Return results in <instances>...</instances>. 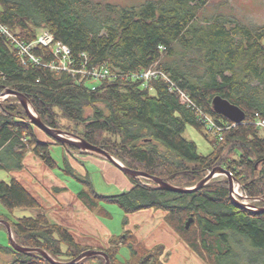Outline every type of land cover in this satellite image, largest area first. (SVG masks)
<instances>
[{
	"label": "trees",
	"instance_id": "1",
	"mask_svg": "<svg viewBox=\"0 0 264 264\" xmlns=\"http://www.w3.org/2000/svg\"><path fill=\"white\" fill-rule=\"evenodd\" d=\"M209 6L210 0H140L133 5L0 0V22L19 39L36 41L47 29L55 41L70 48L76 68L106 67L118 73L97 80L51 68L46 64L56 56L41 45L33 51L42 64L24 63L13 41L0 32V91L9 87L24 93L47 125L77 134L125 166L175 185L194 186L215 166H224L249 197L263 198L254 205L264 207V131L256 124L257 119L264 120V23L242 22L226 15L220 5L208 12ZM155 63L220 125H231L222 139L218 134L211 139L210 154L200 153L196 142L184 136L188 124L213 130L195 108L186 106L161 78L147 84L132 79V74ZM217 94L241 106L246 120L235 124L214 113L210 103ZM37 129L16 96L0 101V170L22 168L29 151L55 165L50 142L41 140ZM130 179L133 188L101 196L91 179L83 178L91 199L82 196L100 214H107L99 208L100 200L118 204L125 213L167 211V222L209 264H264V211L237 205L226 175L191 193L165 190L146 178ZM0 202L10 211L36 210L15 219L0 214L10 222L19 244L41 247L59 261H71L89 249L66 226L50 221L42 203L15 177L0 178ZM191 216L194 221L186 228ZM131 238L129 231L112 238L105 249L111 264H165L164 245L149 249L129 243ZM120 243L130 248V260L120 259ZM1 253L12 255L1 264H53L38 252L16 251L11 241L8 246L0 243ZM88 261L104 264L105 258L88 257L83 264Z\"/></svg>",
	"mask_w": 264,
	"mask_h": 264
},
{
	"label": "crops",
	"instance_id": "2",
	"mask_svg": "<svg viewBox=\"0 0 264 264\" xmlns=\"http://www.w3.org/2000/svg\"><path fill=\"white\" fill-rule=\"evenodd\" d=\"M37 134L41 140L50 142V146L52 144H58L54 141H51L50 139L43 137L38 132ZM61 145L64 149V155L71 154L70 152L68 153L69 148H67L63 144ZM80 156L99 160L98 156L94 155L81 154ZM53 159L55 161V165L52 167L33 151H29L26 153L23 161V163L25 162V168L20 171L17 170L18 174L15 178L18 179L31 191L32 194H34L38 198V200L42 203L45 211H47L48 217H50L51 221L66 226L79 243L85 245L86 247H89V249H106L110 247L112 245V238L121 234L112 233L111 229L106 228V226L103 224L102 228H104L106 232L108 231L107 233L105 232L107 236L104 238V234L102 232L98 237H90L88 233L84 232L95 231V224L98 222V219L94 214V211H96V209H92L88 201H86L82 196L83 194L88 199H91L89 195H86L88 190L90 192V189L88 188L87 184H85L83 188L75 192V190L70 187V180L64 179L60 173L53 170L54 167V169L56 170V167L58 166L56 159L54 157ZM65 160L67 163H69L70 168L73 171H77V173L79 174L78 177L80 179H92L88 168L85 166V164L80 163L82 159L73 157L72 160H69V158L65 156ZM72 161L74 162L75 167L70 164ZM101 162H104V166L108 169V175H106V173L105 175L110 180H115L116 182L121 181L124 184H129L131 182L132 186L129 187L128 190L133 188V181H130V176H126L127 174L122 169H120L114 163H111V161ZM80 166L83 167V171L79 170L78 167ZM59 192H62V194H60ZM42 194L46 195L44 196L45 198L42 196ZM93 200V202H95V198ZM83 208H85V211L83 210ZM85 214L93 218L94 225L92 227L90 226L88 220L82 218V216ZM166 215L167 211L165 210L148 209L138 212L137 216L142 219L140 220V224L136 225L134 229L127 228V231H129V233L133 236V238L130 239L129 243H132L134 245L140 244L149 249L155 247L158 244H162L165 247V254L162 256V258L164 257L163 260L165 261V264H179L177 261V258L179 257L182 258L184 264H188V260L185 261L184 257L188 254L189 256H187V259H189L190 262L191 255L194 254L193 252H196L197 254L199 253L195 251L174 229V227L167 222ZM142 223L143 226L142 228H140ZM74 225L79 227L80 230L74 229ZM81 235L88 236L89 240L81 237ZM137 235H140V237L138 238ZM175 244H178L180 248L175 251L170 258H168V256L165 255L167 253L169 255V247L172 248ZM121 246H127V244L120 243V247ZM198 263L201 264V261L199 259Z\"/></svg>",
	"mask_w": 264,
	"mask_h": 264
},
{
	"label": "rangeland",
	"instance_id": "3",
	"mask_svg": "<svg viewBox=\"0 0 264 264\" xmlns=\"http://www.w3.org/2000/svg\"><path fill=\"white\" fill-rule=\"evenodd\" d=\"M102 1L111 2L116 5H133V4H137L140 2V0H102ZM210 5L211 7L210 6L208 7L209 8V11L207 10L208 12H212L213 11L212 8L215 7V5H220L221 11H223L226 15L235 16L236 19H239L242 22H247V23L252 22L256 24L264 23V0H210ZM3 100L4 99H2L1 101ZM37 132L41 134L43 137L55 142L54 138H52L50 135H48L46 132L42 131L41 129L38 128ZM184 136L196 142L198 151L200 153L210 154L213 151V145H212L211 139L216 137V133L215 131L210 130L208 126H205L202 129H198L195 126L188 124L186 126ZM51 146H50L51 155L56 159L58 163L56 170L54 169L55 167L53 168V170L60 173L64 179L70 180V187L73 190H75V192L83 188L85 186V183L82 181V179L78 177L79 174L77 173V171H73L70 168L69 163H67L65 160V156L68 157L69 160H72L73 157L82 159L80 163L85 164V166L90 171V175L92 177L91 181L93 183V186L95 187L96 193L99 195L109 196L113 194H118V193L128 190V188L132 186L131 182L129 184H124L121 181L116 182L115 180H110L106 176L108 175V169L104 166V162H101V161L108 162L107 159H104L101 157H98L99 160H96L94 158H85L83 156H80L82 153L76 154V153L70 152L69 150H68V153L70 152L71 154L64 155V149L61 144H52ZM71 150L73 152H79L74 149H71ZM226 153H227V150L223 152L224 155H226ZM70 164H72L75 167L73 161ZM24 168H25V162L22 168H14L10 171L6 169L0 170V178L3 180L10 181L11 178L16 177V175L18 174L17 170L20 171V170H23ZM78 168L80 171H83L82 166ZM130 181L132 180L130 179ZM240 188L242 192L246 194L242 183H240ZM59 193L62 194V192H59ZM42 196L44 197L46 195L42 194ZM99 208H105V210H107V214H100V213H97V211H94V214L98 219V222L95 224L96 226L95 231H88V232L84 231L85 233H88L90 237H93V236L98 237L99 235H101L100 234L101 232L104 234L103 238L107 236L106 233L108 231L106 232L104 228H102V224L105 225L106 228L111 229L112 233L122 234L124 233L125 230L127 231V228L134 229L136 225L140 224V220L142 219L137 216L138 212L148 210V209L162 210V209H156V208H148V209L138 210L136 212L125 213V211L118 204L108 203V202H105L104 200H100ZM83 210L85 211V208H83ZM35 213H36V210L34 209H23V208H18L13 211H10L7 208H5L4 205L0 202V214L7 215L12 219H15L16 217H21L24 215H34ZM47 216H48V213H47ZM48 218L51 221L50 217ZM82 218H84L85 220H88L91 227L94 225L93 218L91 216H87L85 214L82 216ZM142 226H143V223L141 224L140 228H142ZM74 229L80 230V228L77 227L76 225H74ZM81 237L89 240L88 236L86 235H81ZM137 237L139 238L140 235H137ZM9 242H10V238H9L8 229L6 225L5 227L0 226V243L5 246H8ZM179 248L180 247L178 244H175L174 247L172 248L169 247V250H168L169 255L167 253L168 258H170L174 254V252L177 251ZM193 253L194 254L191 255L190 262H189V259H187V256H189L188 254L187 256L184 257L185 261L188 260V264H200L198 263V259L201 261V264H209L208 261L204 259L203 257H201L199 254H197L196 252H193ZM118 254H119L120 259L123 261H127L131 259V250L130 248H128V246H121ZM11 259H12V255L10 254H3V253L0 254V264L5 261H10ZM177 261L179 264H184L182 261V258L180 257L177 258Z\"/></svg>",
	"mask_w": 264,
	"mask_h": 264
},
{
	"label": "water",
	"instance_id": "4",
	"mask_svg": "<svg viewBox=\"0 0 264 264\" xmlns=\"http://www.w3.org/2000/svg\"><path fill=\"white\" fill-rule=\"evenodd\" d=\"M8 96H16L19 99V102L24 106L26 109L30 121L32 124H34L36 127L41 129L42 131L46 132L48 135L53 137L54 139H57L61 141L64 144H69L72 145L76 148H78L80 151L79 152H73L70 148L69 151L72 153H82V154H88V155H94L98 157H102L104 159H107L108 161H111L115 165H117L120 169H122L128 176H134V177H139V178H147L152 180L154 183L157 184L159 188L173 191V192H179V193H191L199 188H202L206 183H208L211 179H213L216 176L220 175H226L229 179L230 183V194L233 199V201L244 208H250L252 209V206L254 204V201L257 199H263V198H252L255 199L251 204L247 205L246 203L238 200L236 196V185H235V177L229 169H227L224 166H215L212 170L208 172V174L200 180L196 185L191 186V187H181L178 185H175L164 178L152 175L150 173H147L146 171H142L139 169H133L130 167L125 166L118 158L113 156L110 152L105 150L104 148L95 145L88 140L82 138L81 136L74 134L70 131L64 130V129H58L51 127L47 125L39 116V114L36 112L32 104L30 103L28 97L13 88L9 87H4L3 91L0 92V101L2 99L7 98ZM211 110L214 113L223 115L227 117L229 120H231L235 124L242 123L246 120L247 114L246 111L239 105L233 103L230 101L228 98L223 97L222 95H215L210 103ZM233 186H234V195L235 198L232 196L233 192ZM254 210L258 211H264V207H257ZM194 221V217L191 216L189 219L186 221V228H189L192 222ZM0 223L6 225L8 229V234L9 238L11 241V245L16 251L20 252H38L42 255H44L49 261H51L53 264H78L81 261H83L85 258L92 257V256H102L105 258V264H111L110 256L109 254L100 249L96 248H90L84 252H82L79 256L76 258L72 259L71 261H59L55 259L47 250L41 248V247H28L19 244L15 237L14 233L12 230V226L9 221L5 219H0Z\"/></svg>",
	"mask_w": 264,
	"mask_h": 264
},
{
	"label": "built area",
	"instance_id": "5",
	"mask_svg": "<svg viewBox=\"0 0 264 264\" xmlns=\"http://www.w3.org/2000/svg\"><path fill=\"white\" fill-rule=\"evenodd\" d=\"M0 32L6 35L7 37H9L13 41L17 49V54L24 63L27 62L28 60H33L38 64H42L40 58L33 51L34 47H36L37 45H41L51 48V50L54 52V55L56 56L55 60H53L49 64H46L51 68L58 70L62 69L69 71H78L86 75H91L95 77L97 80L101 78L117 76V74L111 73L110 70L107 69L106 67L91 68L87 70L85 67L76 68L75 66H73L74 60L72 58L70 48L61 41H55L54 35L47 29H44L40 33L36 41L30 43L19 39L17 36L14 35V33L10 30V28L2 24L1 22H0ZM132 77H133L132 79H141L146 84L154 78H161L162 80L167 82L169 84L170 90H176L181 98V101L186 106L195 108L199 112L201 118L213 129V131H215L216 134L220 136L221 139H222V132L231 126V125L228 126L220 125L212 116H210L202 108V106L196 104V102L192 99V97L186 90H183L180 87H178L176 83L171 79V77L165 71L161 70L157 66V63H155L146 70L132 74ZM256 124L260 126L264 131L263 119H257ZM235 185L238 188V192L236 191V196L238 200L246 203L247 205L251 204L255 200L250 198L247 194H244V192H242L240 188V183L237 180H235ZM232 196L235 198L234 186H233ZM256 208H257L256 205L253 204L252 209L254 210Z\"/></svg>",
	"mask_w": 264,
	"mask_h": 264
},
{
	"label": "flooded vegetation",
	"instance_id": "6",
	"mask_svg": "<svg viewBox=\"0 0 264 264\" xmlns=\"http://www.w3.org/2000/svg\"><path fill=\"white\" fill-rule=\"evenodd\" d=\"M100 250H104L105 251V249H100ZM84 261V260H83ZM83 261H81L80 263H78V264H83ZM88 263H90V264H93L94 263V261L92 262V261H88ZM87 263V264H88Z\"/></svg>",
	"mask_w": 264,
	"mask_h": 264
},
{
	"label": "bare ground",
	"instance_id": "7",
	"mask_svg": "<svg viewBox=\"0 0 264 264\" xmlns=\"http://www.w3.org/2000/svg\"><path fill=\"white\" fill-rule=\"evenodd\" d=\"M165 48V47H164ZM114 73V72H113ZM120 73V72H119ZM117 75H118V73H117ZM117 77V76H116ZM108 79V78H107ZM160 79V78H159ZM236 191L238 192V188H237V186H236Z\"/></svg>",
	"mask_w": 264,
	"mask_h": 264
}]
</instances>
